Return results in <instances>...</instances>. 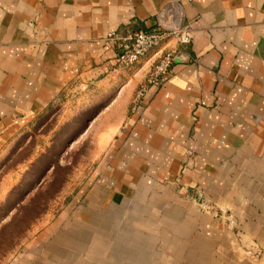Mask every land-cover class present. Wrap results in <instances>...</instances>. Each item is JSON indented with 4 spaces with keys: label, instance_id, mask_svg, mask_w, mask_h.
Masks as SVG:
<instances>
[{
    "label": "crops",
    "instance_id": "crops-1",
    "mask_svg": "<svg viewBox=\"0 0 264 264\" xmlns=\"http://www.w3.org/2000/svg\"><path fill=\"white\" fill-rule=\"evenodd\" d=\"M155 26L191 41L117 68L121 40ZM73 88L116 132L15 264H264V0H0V131Z\"/></svg>",
    "mask_w": 264,
    "mask_h": 264
},
{
    "label": "rangeland",
    "instance_id": "rangeland-1",
    "mask_svg": "<svg viewBox=\"0 0 264 264\" xmlns=\"http://www.w3.org/2000/svg\"><path fill=\"white\" fill-rule=\"evenodd\" d=\"M85 93L73 88L18 131H0V264H15L85 186L116 132L103 130L118 112L83 103Z\"/></svg>",
    "mask_w": 264,
    "mask_h": 264
},
{
    "label": "built area",
    "instance_id": "built-area-1",
    "mask_svg": "<svg viewBox=\"0 0 264 264\" xmlns=\"http://www.w3.org/2000/svg\"><path fill=\"white\" fill-rule=\"evenodd\" d=\"M170 39H176L181 44H188L191 41L190 30L186 28L164 29L160 26H155L146 31H138L122 39L119 44V51L115 57L117 68L133 67L141 57L154 52ZM174 60L175 53L173 51L165 52L159 56L144 82L136 90L133 101L136 106L141 104L151 86L158 85L167 77Z\"/></svg>",
    "mask_w": 264,
    "mask_h": 264
}]
</instances>
